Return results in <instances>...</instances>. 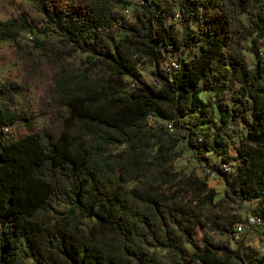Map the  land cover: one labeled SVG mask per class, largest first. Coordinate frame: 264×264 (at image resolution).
I'll use <instances>...</instances> for the list:
<instances>
[{"label": "trees", "instance_id": "16d2710c", "mask_svg": "<svg viewBox=\"0 0 264 264\" xmlns=\"http://www.w3.org/2000/svg\"><path fill=\"white\" fill-rule=\"evenodd\" d=\"M31 1L36 15L0 19V43L12 41L22 62L21 77L0 79V264H264L256 248L211 235L228 230L218 211L256 200L264 230V0H140L133 19L120 10L127 0ZM176 18L196 26L183 35ZM141 60L158 85L136 73ZM41 76L43 126L17 108ZM212 89L233 92L207 104ZM207 105L223 127L240 117L247 128L212 168L226 183L219 199L207 179L174 167L183 139L196 155L215 150L200 130Z\"/></svg>", "mask_w": 264, "mask_h": 264}, {"label": "rangeland", "instance_id": "374dc122", "mask_svg": "<svg viewBox=\"0 0 264 264\" xmlns=\"http://www.w3.org/2000/svg\"><path fill=\"white\" fill-rule=\"evenodd\" d=\"M128 5L120 7V10L123 12V15L127 19L134 18V8L140 4V0H127ZM167 2L170 0H162ZM23 10H30L34 15H36L35 8L31 0H0V19H7L14 14H18ZM257 11L256 3H252L248 11L245 13L244 17L248 21L251 16H253ZM169 23L172 24L173 28L179 30L183 35L192 32L193 28L196 26V22L192 20L191 25L181 22L179 18L175 20H169ZM35 35L39 37H45V35L38 30L35 31ZM33 36L32 32L22 33L21 39L22 42H31ZM246 53L250 65L256 63V54L252 47L251 40L246 41ZM264 48V45L261 46ZM199 48H195V51H198ZM0 51L3 54V58L0 60V79H5L7 77H21V57L18 54L14 44L10 40H5L0 43ZM39 55L38 52H36ZM181 55V51L177 53H169L167 58L164 60V66H169L170 64H175ZM192 55L191 51L186 52L185 57L188 58ZM43 62V60H42ZM155 66L149 60H141L136 73L141 74L143 78L154 85H158L157 80L152 74ZM38 77L35 81L32 89L28 92L21 93L19 95L17 108L19 110H26L37 114V123L39 126L46 125L48 118L43 115H39V110L41 103L43 101L42 94L46 88V78ZM233 91H228L225 94V97L217 93L216 90L204 91L201 94L203 100L210 104L217 100H223L224 98H230ZM211 106L207 105V117L204 118L200 125V130H202L207 137H210L215 140V150L208 152L206 157L202 155H196L195 151L187 145L186 139H183L180 143V148L183 149L184 154L182 157L177 159L175 162L176 170H183L187 173L195 171L197 175L202 179H207V185L209 188L214 189L217 192L216 199L221 198L225 193L226 183L225 181L217 174L213 173L212 168L216 164H221L225 160H228L230 156L236 154V148L239 145V141L243 138L244 134L247 131L246 123L239 117L233 119L227 127L219 122V113H216L211 117ZM165 124L161 119L157 117L150 118V125L154 127H159L160 125ZM259 201L245 202L242 207L233 205L234 209H226L225 212L217 214H222L223 218L220 219L214 217L217 221H225L227 223L228 230L223 232L216 229L211 230V235L217 241L224 242L233 248H236L239 245V242H235L231 238L230 231L234 229L235 225L230 224V220L236 215L240 219V222L249 224L246 233L243 235L242 241L245 242L247 246L254 247L258 250L261 255H264V230H262L256 224L253 223L252 213L253 210L258 207ZM65 204H61V207H65ZM251 225V226H250ZM209 226V225H208ZM208 227L200 228V236L205 232ZM199 236V237H200ZM24 249V247H22ZM188 251H191V247L188 246ZM24 264H32L31 259L25 257L22 258Z\"/></svg>", "mask_w": 264, "mask_h": 264}, {"label": "built area", "instance_id": "2783aa9c", "mask_svg": "<svg viewBox=\"0 0 264 264\" xmlns=\"http://www.w3.org/2000/svg\"><path fill=\"white\" fill-rule=\"evenodd\" d=\"M261 58L264 60V48L260 51ZM170 129L173 130L172 125L170 124ZM223 167L228 171H234L235 168L229 163H224ZM253 223L250 222V224H260L261 223V217L258 215H252ZM250 225V226H251ZM249 227V224H246L244 222H238L235 224L234 229L231 231V238L235 242H241L243 235L246 233L247 228Z\"/></svg>", "mask_w": 264, "mask_h": 264}]
</instances>
